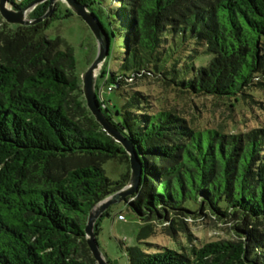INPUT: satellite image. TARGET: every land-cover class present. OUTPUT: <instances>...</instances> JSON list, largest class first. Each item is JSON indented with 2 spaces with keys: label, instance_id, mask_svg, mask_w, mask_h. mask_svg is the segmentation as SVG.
I'll return each mask as SVG.
<instances>
[{
  "label": "trees",
  "instance_id": "obj_1",
  "mask_svg": "<svg viewBox=\"0 0 264 264\" xmlns=\"http://www.w3.org/2000/svg\"><path fill=\"white\" fill-rule=\"evenodd\" d=\"M76 1L109 39L97 80L121 104L97 97L98 106L142 163L138 192L123 202L141 223L137 244L157 227L173 240L188 235L185 222L202 218L233 236L179 250L125 247L127 264H264V126L210 128L135 87L152 80L177 97L247 104L264 90V0ZM59 5L33 26L0 17V264H96L87 216L129 180L126 153L86 108L73 49L46 36ZM109 161L124 167L116 181L103 169Z\"/></svg>",
  "mask_w": 264,
  "mask_h": 264
},
{
  "label": "rangeland",
  "instance_id": "obj_2",
  "mask_svg": "<svg viewBox=\"0 0 264 264\" xmlns=\"http://www.w3.org/2000/svg\"><path fill=\"white\" fill-rule=\"evenodd\" d=\"M14 1L18 4L22 0ZM66 9L69 8L64 3H60L56 13L57 17L50 22L46 36L50 39L59 37L71 46L74 51L76 72L81 75L93 60L96 42L90 30L70 9L72 15L63 18ZM108 65L109 69H115L118 63L108 60ZM100 70L97 72V76H100ZM96 85L99 88L96 96L101 103L110 101L119 107L120 99L115 93L106 91L103 80L98 79ZM135 87L137 90L150 92L155 98L163 100L165 107L176 109L186 119L192 118V116L197 117L203 125H208L210 128H224L226 132H245L257 126H264V112L260 109L261 105L255 104V101H261L262 106H264V90L256 93L253 99H248L247 104L240 102L235 109L231 110L227 107L228 103L217 102L212 98L188 99L177 97L152 80L138 81ZM115 118L117 119V117ZM103 169L106 177L112 181L118 180L124 171L123 165L113 161L104 164ZM107 213V216H103L98 221L99 233L96 237L98 247L111 263L127 264L124 248L138 245L137 235L141 223L123 202L110 206ZM119 215L124 220H118ZM185 224L188 235L178 234L175 238L177 242L172 237L161 234V229L157 227L154 236L146 239L144 244L138 246L142 250L148 249L146 244L179 250L180 245H196L208 241L233 238L229 225L218 224L212 219L187 220Z\"/></svg>",
  "mask_w": 264,
  "mask_h": 264
},
{
  "label": "water",
  "instance_id": "obj_3",
  "mask_svg": "<svg viewBox=\"0 0 264 264\" xmlns=\"http://www.w3.org/2000/svg\"><path fill=\"white\" fill-rule=\"evenodd\" d=\"M45 2H48V8L45 14L35 20L29 19L28 15L37 6ZM56 3H64L67 8H69L77 17L82 20L95 39L96 53L94 59L86 71L80 76L83 99L87 110L94 118L95 122L101 127L107 136H109L123 148L128 157L130 172L128 183L121 190L105 198L92 208L87 216L84 230L86 245L96 264H108L96 241L94 234L95 223L110 206L125 202L126 198L135 195L138 192L142 179V163L138 158L134 146L111 125V123L106 119L100 110L97 103V72L102 68V65L108 56V36L95 15L76 0H34L20 10L14 9L9 3V0H0V17L6 24L9 25L33 26L42 23L51 17Z\"/></svg>",
  "mask_w": 264,
  "mask_h": 264
},
{
  "label": "built area",
  "instance_id": "obj_4",
  "mask_svg": "<svg viewBox=\"0 0 264 264\" xmlns=\"http://www.w3.org/2000/svg\"><path fill=\"white\" fill-rule=\"evenodd\" d=\"M110 90V89H108ZM118 220H124L122 216H118Z\"/></svg>",
  "mask_w": 264,
  "mask_h": 264
}]
</instances>
